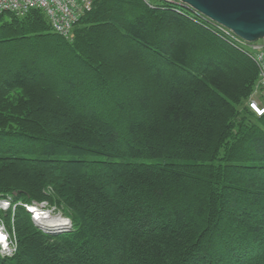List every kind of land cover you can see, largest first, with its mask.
Segmentation results:
<instances>
[{
  "label": "trees",
  "instance_id": "16d2710c",
  "mask_svg": "<svg viewBox=\"0 0 264 264\" xmlns=\"http://www.w3.org/2000/svg\"><path fill=\"white\" fill-rule=\"evenodd\" d=\"M154 4L98 0L73 41L40 9L0 15V264H264L258 67ZM45 202L72 226L38 224L25 204Z\"/></svg>",
  "mask_w": 264,
  "mask_h": 264
},
{
  "label": "built area",
  "instance_id": "2783aa9c",
  "mask_svg": "<svg viewBox=\"0 0 264 264\" xmlns=\"http://www.w3.org/2000/svg\"><path fill=\"white\" fill-rule=\"evenodd\" d=\"M97 1L98 0H0V15L9 12L17 16H22L32 9H40L46 14L51 28L55 33L61 35L68 41H73L75 38L76 25L87 12L93 9ZM142 1L150 7H153L155 5L154 0ZM218 26L220 28L223 27L220 24H218ZM222 29L230 35L232 40L237 42L239 45H243L244 48L249 49V55L255 61L258 67L259 77L256 85V91L259 93V95H252L247 105L249 109L257 116H263L264 38L256 42H247L236 36L229 29L225 27ZM1 200L3 202H8V200ZM8 204L10 205V202H8ZM9 207L10 206L5 208L4 210H7ZM4 231L5 229L2 228V230H0V234H2Z\"/></svg>",
  "mask_w": 264,
  "mask_h": 264
},
{
  "label": "water",
  "instance_id": "95a60500",
  "mask_svg": "<svg viewBox=\"0 0 264 264\" xmlns=\"http://www.w3.org/2000/svg\"><path fill=\"white\" fill-rule=\"evenodd\" d=\"M247 42L264 38V0H178Z\"/></svg>",
  "mask_w": 264,
  "mask_h": 264
},
{
  "label": "rangeland",
  "instance_id": "374dc122",
  "mask_svg": "<svg viewBox=\"0 0 264 264\" xmlns=\"http://www.w3.org/2000/svg\"><path fill=\"white\" fill-rule=\"evenodd\" d=\"M155 1V0H154ZM192 12H194V11H192ZM196 13V12H195ZM206 18V17H205ZM208 19V18H207ZM209 20V19H208ZM211 21V20H210ZM212 22V21H211ZM215 23V22H214ZM216 24V23H215ZM218 25V24H217ZM221 28H224V27H221ZM76 29V28H75ZM243 46V45H242ZM244 47V46H243ZM244 49V48H243ZM246 49V48H245ZM245 51H247V53L249 54V49H246ZM257 82H258V80H257ZM257 82H256V84H255V86H254V89H253V91H252V93H251V95H250V97L248 98V101H249V99L251 98V96L252 95H259V93L256 91V85H257ZM247 101L244 103V107L247 105ZM51 190V189H50ZM49 193V192H48ZM7 201V200H6ZM9 202V201H8ZM8 202H3L2 200H1V198H0V210L1 211H4V209L5 208H7L8 206H10L9 204H8ZM35 206H37L40 210H42L41 212H40V210L38 211V210H36V212L37 213H39L40 212V214H38L40 217V221H43L45 224H48V225H50V226H59V222L60 221H62L63 223L64 222H68V223H66V225L67 226H72V221H71V219H70V222H69V219L68 218H70L66 213H65V210L63 209V208H58V207H56L55 205H51V204H49V203H47V202H45V203H35L34 204ZM11 208H13V207H11ZM5 212V211H4ZM36 216H37V214H36ZM65 217H68V218H65ZM62 222H60V223H62ZM0 230H2V228L3 229H5V231L2 233L3 234V236H5L6 234L7 235H9L10 233H9V229H8V227H7V222H6V219H5V217H1L0 218ZM54 228H56V227H54ZM1 234V235H2ZM2 238H4V237H2ZM10 242V240L8 239V243ZM1 245H5V244H0V247H2ZM13 251H14V249H13V247H12V244L11 245H9V246H6L5 247V250H3L2 251V249H1V253L2 254H12L13 253Z\"/></svg>",
  "mask_w": 264,
  "mask_h": 264
},
{
  "label": "bare ground",
  "instance_id": "6f19581e",
  "mask_svg": "<svg viewBox=\"0 0 264 264\" xmlns=\"http://www.w3.org/2000/svg\"><path fill=\"white\" fill-rule=\"evenodd\" d=\"M35 210H38V211H39L40 209L36 208ZM38 214H40V212L37 213V217H40ZM0 224H1V223H0ZM0 236L3 237V235H1V234H0Z\"/></svg>",
  "mask_w": 264,
  "mask_h": 264
}]
</instances>
